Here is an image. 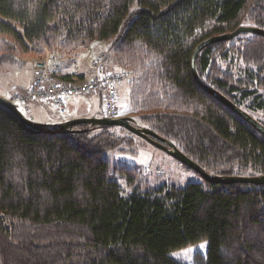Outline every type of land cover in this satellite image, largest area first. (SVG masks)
Masks as SVG:
<instances>
[{
    "label": "trees",
    "instance_id": "16d2710c",
    "mask_svg": "<svg viewBox=\"0 0 264 264\" xmlns=\"http://www.w3.org/2000/svg\"><path fill=\"white\" fill-rule=\"evenodd\" d=\"M241 25L264 28V0H0V74L44 49L109 40L136 69L135 124L210 173L262 174L264 134L193 71L203 40ZM197 70L264 124V36L208 45ZM127 131L45 133L0 104L2 264H264V183L152 187L117 166L136 186L124 194L105 152L132 143Z\"/></svg>",
    "mask_w": 264,
    "mask_h": 264
},
{
    "label": "rangeland",
    "instance_id": "374dc122",
    "mask_svg": "<svg viewBox=\"0 0 264 264\" xmlns=\"http://www.w3.org/2000/svg\"><path fill=\"white\" fill-rule=\"evenodd\" d=\"M95 45L96 47H94ZM88 48L91 49L94 48L92 50V55H91V57L93 58L91 59V63H90L92 71H93L92 65L95 60H100L104 64V66H106L105 64L107 62L108 63L111 62V64L109 63L108 65L111 68H113L112 66L115 65L118 67V70L126 69L130 71V73L132 74L131 80L124 81L120 85L118 108H119L120 116L122 114H126L134 118L137 117L138 112L131 105V89H132L131 85L132 83L135 82L137 77L136 69L134 66L122 67L117 63L111 41L94 40L89 43H85L81 45V47L75 51L58 50L57 52H53V53H59L61 57H65V59H68L67 62L69 67L72 68V70H76L78 68V63H76V66L74 65L75 61H77L75 59L76 54L77 53L78 55L82 54L81 57H86ZM52 54L51 55L49 54V56L47 55L46 57H42L40 59L37 58L36 54L25 55L24 57L26 59V62L30 60L34 61V58H36V65L40 60L49 58V65L51 69L55 73H57L56 63L54 61V58L52 57ZM78 55L76 57H78ZM88 58H90L89 53H87V60ZM32 66H33V62H29L26 66H21V67L10 63L4 65V70L0 74V91L7 90V94L9 93V97L11 98L13 95L17 94V92H22V90L24 89L26 90L27 88H29L32 84L31 82ZM20 68H22L23 70L21 71ZM83 70L84 69H82V71ZM108 70H113V69H108ZM74 75L78 76L77 74ZM77 96L79 98H75V99H77L78 104L82 103L83 106L88 105V103L91 104L88 97L89 94H78ZM40 103H46V102H40ZM18 105L20 106V108L22 109V111L25 113L26 116H28L31 119L34 118V115L30 109L26 110L24 106H21L19 103ZM28 105L29 108H32V110L37 109V110L45 111L47 109V106L36 104L33 101L29 102ZM49 109L52 111V115H54L53 117L55 121H61V120L65 121L75 113L88 112V110L85 108L80 111L79 110L74 111V109H72L71 106H69L66 112H60L54 106L53 103L49 105ZM97 109H98L97 113H101L103 116H106L104 106L101 107V105H98ZM126 134L129 137H132V143L125 142L120 147L105 152L106 157L110 160L112 164V172L114 174V177L120 182L124 194H129L134 192V190H136V186L132 187L131 185L128 184V179L125 174L115 172L117 166H127L129 168L137 169L139 172V181L142 182V184L149 183V185L152 187L161 186V185H168V186L174 185L177 187H185L192 182H199L205 184L206 180L204 179L203 175L200 172L188 166L187 164L183 163L182 161L171 155L165 149L155 145L154 143L148 141L147 139L132 132L127 131ZM245 175H251V174L250 172H248ZM252 175H257V174H252ZM136 184L138 185L139 183ZM146 188L147 186L143 185L142 189H146ZM0 264H2L1 256H0Z\"/></svg>",
    "mask_w": 264,
    "mask_h": 264
},
{
    "label": "water",
    "instance_id": "95a60500",
    "mask_svg": "<svg viewBox=\"0 0 264 264\" xmlns=\"http://www.w3.org/2000/svg\"><path fill=\"white\" fill-rule=\"evenodd\" d=\"M255 33L264 36V28L255 26V25H241L237 27L235 30L213 35L203 40L195 49L193 55V71L197 82L203 86L207 91L217 97L220 101H222L225 105L230 107L236 113H238L241 117H243L246 121H248L251 125H253L257 130L264 134V124L261 123L256 117L251 115L249 112L244 110L242 107L235 104L231 99L227 96L219 92L218 90L212 88L211 86L205 84L198 73L197 70V57L199 53L208 45L213 43L230 40L236 37L241 33ZM0 104L14 111L21 119V121L38 131L45 133H59V132H67V131H87L91 127H105V126H121L130 132L137 134L148 141L154 143L155 145L165 149L171 155L187 164L188 166L194 168L198 172H200L204 179L210 183L216 184H234V183H253L256 185L264 183V173L257 175H220L215 173H210L206 171L198 162L191 159L188 155H186L182 150H180L177 145L153 131L152 129L144 126H140L135 124V118L130 115L120 116L117 118H111L107 116L102 117H76L73 119H69L66 121L58 122V123H43L34 121L25 115L20 106L15 103L10 98L4 97L0 95ZM87 125L84 128H75L78 125Z\"/></svg>",
    "mask_w": 264,
    "mask_h": 264
},
{
    "label": "built area",
    "instance_id": "2783aa9c",
    "mask_svg": "<svg viewBox=\"0 0 264 264\" xmlns=\"http://www.w3.org/2000/svg\"><path fill=\"white\" fill-rule=\"evenodd\" d=\"M94 74L89 78L74 77L61 79L51 69L49 58L40 60L36 65V75L25 92H17L11 97L15 103L29 110L31 101H50L60 112L68 109V99L78 94L102 92L107 117L117 118L119 114V87L124 81L131 80L132 74L126 69L108 70L100 60L92 65Z\"/></svg>",
    "mask_w": 264,
    "mask_h": 264
},
{
    "label": "crops",
    "instance_id": "0c3cea01",
    "mask_svg": "<svg viewBox=\"0 0 264 264\" xmlns=\"http://www.w3.org/2000/svg\"><path fill=\"white\" fill-rule=\"evenodd\" d=\"M94 47H96V45ZM93 49L88 48L87 53H89V56H90V58H88V60H87V53H86V57H81L82 54H80V55H78V53L76 54V56L78 55V57L75 56V59L77 61H75V63H74L75 66H76V63H78V68L76 70H72V68L69 67L68 62H67L68 59H65V57H61V55H59V53H53L48 49H44L41 54L36 55V56H37V58L40 59L42 57H46L47 55L49 56V54L51 55L53 53L52 57L54 58V61L56 63V68H57L56 74L61 79H65L64 78L65 75H68V74L73 75V78L74 77L89 78L91 76V74H94V72L91 70V64H90L91 59L93 58V57H91ZM104 60H105V58H104ZM29 62H33V66L31 67V71H32L31 82H33L35 75H36V58H34V61H32V60L27 61L24 66H26ZM109 63L111 64V62H109ZM109 63L107 62L105 64L106 68L118 70V67L115 65L112 66L113 68L109 67L108 66ZM19 67H21V66H19ZM82 69H84V70L82 71ZM85 69H86V71H85ZM20 70L22 71L23 69L20 68ZM74 74H77L78 76H76ZM27 89L22 90V93L27 91ZM119 94H120V87H119ZM0 95L7 97V98H10L9 93L7 94V90L0 91ZM88 97H89V101L91 102V104L88 103V105H85V106H83L82 103H80V104L77 103V99H75V98H79L77 95L71 96L68 99V108H69V106H71L72 109H74V111H77V110L80 111V110H83L85 108L88 110V112L87 113H84V112L75 113L74 115L70 116L66 120L73 119L76 117H102L103 116L101 113H97L98 112L97 106L98 105H101V107L104 106L103 93L102 92L91 93V94H89ZM33 102L36 104H41L42 106H47V109L45 111L37 110V109L32 110V108H30V110L32 111V113L34 115V118H32L33 120H37L38 122H43V123H58V122L64 121V120H61V121H55L54 120V117H53L54 115H52V111L49 109V105H51L52 102H50V101H47L46 103H40L42 101H33ZM125 115L126 114H122L121 116H125Z\"/></svg>",
    "mask_w": 264,
    "mask_h": 264
}]
</instances>
